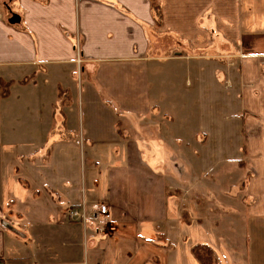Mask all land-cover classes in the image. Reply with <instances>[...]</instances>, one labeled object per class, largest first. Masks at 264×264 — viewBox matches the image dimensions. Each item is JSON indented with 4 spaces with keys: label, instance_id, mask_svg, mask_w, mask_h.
<instances>
[{
    "label": "crops",
    "instance_id": "0c3cea01",
    "mask_svg": "<svg viewBox=\"0 0 264 264\" xmlns=\"http://www.w3.org/2000/svg\"><path fill=\"white\" fill-rule=\"evenodd\" d=\"M9 3L11 18L7 24L0 19V69L7 67L6 75L0 70V80L10 84L8 95L0 98V118L3 103L10 101L14 123L5 136L15 150L28 151L15 152L12 168L23 190L0 202V260L78 264L86 239L92 264H114L120 257L128 261L123 264H141L149 247L143 240L159 235L174 204L165 191L171 179L158 164L160 152L175 140L160 132L154 119L160 104L175 109L180 90L174 86L173 68H190L196 61L229 71L234 67L230 78L240 105L235 117H245L240 124L246 133L243 145L254 158L248 164L254 177L245 195L254 202L252 222L264 223L257 219L264 217V0H156L160 26L149 0ZM13 16L17 19L8 22ZM223 53L225 65L216 60ZM77 71L89 83L80 96L70 80ZM195 74L196 83V69ZM74 90L82 117L75 141L89 157V193L82 184L79 196L77 181L75 188L55 175L53 183L44 178L40 189L32 191L21 167L22 172L35 167L38 174L47 172L51 158L39 153L53 149L58 138L63 141L62 129H69L68 116L76 109ZM202 90L205 97L206 86ZM95 111H100L98 120L92 119ZM49 171L54 173L52 167ZM100 187H106L107 195L98 200L90 192ZM82 203L87 212L101 204L107 208L101 219L104 231L92 222L66 219L67 209ZM37 209L39 220L33 215Z\"/></svg>",
    "mask_w": 264,
    "mask_h": 264
},
{
    "label": "rangeland",
    "instance_id": "374dc122",
    "mask_svg": "<svg viewBox=\"0 0 264 264\" xmlns=\"http://www.w3.org/2000/svg\"><path fill=\"white\" fill-rule=\"evenodd\" d=\"M12 9L9 0H0V19L5 24L11 18ZM174 55V58L178 57L177 54ZM225 55L221 54L216 60L225 65L228 60ZM190 64V68L180 65L173 68L174 86L180 90V94L175 95V109H163L160 104L156 115L158 117L154 119L158 120L157 123L154 122V126L175 140L173 145L169 142L170 145L160 150L158 164L160 172L171 179L165 185V191H168V198L174 204L169 207L159 235H155L152 240L148 235L149 238L143 240L144 247H149L141 264H199L193 255L194 249L205 258V264H264V223L252 222L249 209L254 202L245 195L248 180L254 177L248 169L249 161L254 158L249 157L248 150L243 145L246 133H242L240 124L245 117H235L240 105L234 100V82L230 78L234 67H228L229 71L217 63L196 61V65ZM195 69L200 74L196 83L193 78L198 76ZM0 70L6 75L7 67ZM84 76L77 71L70 77L79 96L89 84ZM205 86L206 93L203 97L202 88ZM75 90V115L71 111L68 116L69 129H62L63 141L59 142L58 138L56 143L50 145L53 149L48 147L39 153L43 158L47 152V157L51 158L47 172L42 169L38 174V167H35V171L27 169L22 172L21 167L20 175L25 180H30L32 191L40 189L39 184L44 178L53 183L51 179L55 175L58 177L56 180H69L68 184L75 188L77 181L79 196L82 184L89 193L85 186L88 181L86 168L89 167V157L87 150L78 147L75 141L80 135L82 120L78 114ZM179 96L181 102L177 99ZM9 106L10 101L3 103L0 118V202L13 199L15 192L22 189L16 180L17 176L12 173V168L15 152L28 151L15 150L5 136L6 127L14 123ZM95 112L92 119L101 115L100 111ZM84 118L83 123L86 124V117ZM28 119L26 118V125ZM94 120L92 123L96 122ZM131 124H134L132 120ZM236 127L239 129L238 134L235 133ZM18 136L21 140V134ZM53 141L55 140L50 142ZM35 155L31 154L30 158ZM50 167L54 173L49 171ZM102 189L92 188L90 194L100 200L107 195L106 187ZM73 209L78 207L68 208L66 219L70 220L68 213ZM33 215L37 220L42 217L39 209ZM262 218L264 217L260 216L257 219ZM83 244V253L78 264H92L86 239ZM122 260L120 257L113 263L128 262Z\"/></svg>",
    "mask_w": 264,
    "mask_h": 264
},
{
    "label": "built area",
    "instance_id": "2783aa9c",
    "mask_svg": "<svg viewBox=\"0 0 264 264\" xmlns=\"http://www.w3.org/2000/svg\"><path fill=\"white\" fill-rule=\"evenodd\" d=\"M76 61L77 64L79 65L80 64L79 57H77ZM107 215H108L107 208L105 206L97 205L92 208L91 212H87L84 207V203H82L81 207H79L78 209H73L69 211L68 218L71 221L80 222L84 225L87 222H93L96 224V226L100 231H104L105 228L100 220L101 218ZM0 264H8V263L3 260H0Z\"/></svg>",
    "mask_w": 264,
    "mask_h": 264
},
{
    "label": "trees",
    "instance_id": "16d2710c",
    "mask_svg": "<svg viewBox=\"0 0 264 264\" xmlns=\"http://www.w3.org/2000/svg\"><path fill=\"white\" fill-rule=\"evenodd\" d=\"M149 1H150V7H151L152 14L154 15L155 20H156V25L160 26V24H161V12H160L159 5L156 3V0H149ZM9 86H10L9 83H6V82H3L0 80V98H4L8 95ZM193 255L199 264H205L206 263L205 258H203L202 255L197 254L195 252V249L193 251Z\"/></svg>",
    "mask_w": 264,
    "mask_h": 264
},
{
    "label": "water",
    "instance_id": "95a60500",
    "mask_svg": "<svg viewBox=\"0 0 264 264\" xmlns=\"http://www.w3.org/2000/svg\"><path fill=\"white\" fill-rule=\"evenodd\" d=\"M17 19L16 16H13V18L9 21L10 23H13Z\"/></svg>",
    "mask_w": 264,
    "mask_h": 264
}]
</instances>
